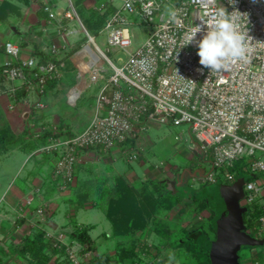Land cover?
<instances>
[{
	"label": "built area",
	"instance_id": "built-area-1",
	"mask_svg": "<svg viewBox=\"0 0 264 264\" xmlns=\"http://www.w3.org/2000/svg\"><path fill=\"white\" fill-rule=\"evenodd\" d=\"M67 1L70 10H58L54 0L43 1L42 9L59 36L79 31L68 27L70 20L77 19L82 28L80 32L86 36L81 49L90 45L89 51L79 54L89 72V82L83 83L85 71L79 67L78 82L67 92L68 103L76 105L88 85L102 80L104 85L96 96L94 115L84 130L71 135L58 128L51 130L52 134L39 148L40 152L55 156L52 177L59 188L66 190L74 183L78 165L85 161V153L92 148L109 150L120 145L126 157L128 155L127 158L133 161L138 154L129 150L126 142L135 139L137 143L147 130L148 121L175 125L188 123L195 149L212 164L208 172L198 169L200 174L195 177L199 181L218 183L223 174L226 179L223 183H234L238 175L233 168L240 160L245 161L241 169L244 174L260 173L256 179L245 180L240 203L249 208L259 206L263 210L258 218L260 237H257L263 238L264 0H236L235 9L229 0H217L218 6L225 7L229 13L238 10L244 15L241 24L252 37L247 59L237 61L227 71L219 73H212L199 64L196 41L202 38L206 27L197 33L196 41L182 45L187 29L202 24L201 5L206 0H106L96 4L99 14L105 16L100 31L106 33L107 42L114 49H121L127 55L126 59L119 57L117 62L105 53L95 35L85 27L73 1ZM171 5L179 9V22L175 24L167 23L165 10ZM138 23L151 30L146 41L133 49L134 26ZM3 49L6 57L0 65V81L19 82L11 89L13 95L19 90H24L28 96L34 94L30 106L36 112L45 109L47 104L41 98L49 89V82L59 79L62 67H65V61L57 57L58 43L50 41L42 45V55L55 56V59L44 61L40 56L24 57L21 44L10 40L3 44ZM110 70L112 72L107 75ZM38 191V187L33 188L24 197L19 206V217L24 216V205H34ZM35 212L39 221L45 220L44 203H40ZM1 217L0 214V220ZM45 237L53 247L63 249L72 264H89L95 256L88 243L72 236L67 240L65 232L47 229ZM142 246L138 245L137 252L146 256L149 253L146 249L143 251ZM149 250L150 253L153 251ZM252 263L264 264L260 260Z\"/></svg>",
	"mask_w": 264,
	"mask_h": 264
},
{
	"label": "rangeland",
	"instance_id": "rangeland-1",
	"mask_svg": "<svg viewBox=\"0 0 264 264\" xmlns=\"http://www.w3.org/2000/svg\"><path fill=\"white\" fill-rule=\"evenodd\" d=\"M34 1L37 2V0ZM38 1L43 4V1L46 0ZM54 1L57 2V8L60 11L71 9L67 0ZM72 1L83 24L95 35L97 43L105 53L115 62H117L119 57L126 59L127 55L125 52L121 49H114L107 42L106 33L100 31L102 25L98 24V21L101 14H99L100 12L95 8V5L106 0ZM46 23V26L51 25L48 21ZM69 23L68 27L70 29L79 31L68 36L66 33L60 36L57 34V37L54 35V39H52L58 43L59 53L57 57L61 61H66L67 66L65 68L62 67L61 77L42 96L41 99L47 104L45 111H41L42 116L29 119L33 131H37L36 129L41 127L42 123L45 126L47 125L48 129L52 127V131L62 128L68 123L77 128V130H83L80 128L89 124L94 115L96 96L104 85L103 80L85 87L76 105L68 104L66 94L70 88L77 84V75L80 68L85 71L83 72L85 74L83 83L89 82V72L82 66L84 63L80 55L75 57V54L86 43V36L80 32L82 28L77 19L70 20ZM5 26L9 27V24ZM51 26L54 27V25ZM150 30L142 23L134 26L133 49H136L146 41ZM2 31L4 32V28H2ZM52 31L53 33L58 32L56 28ZM23 34L24 36L27 35L26 33ZM7 39L21 44L14 29L10 30ZM7 39L5 37L3 41ZM72 49H76L75 52L71 53ZM26 53L27 51H25ZM3 60L4 55L0 51V64H2ZM111 72L110 70L107 75H110ZM73 76H76L74 85ZM32 99H35L34 94H32ZM30 112L31 109L27 105H24V108L23 105L18 108H5L0 102V131L3 132L8 129L10 132L22 135L28 123L27 116ZM147 126V130L140 136V141L142 142L140 147L132 148L127 145L129 150L136 151L138 154V158L133 161L127 158L129 157L128 155L126 157L123 146L120 145L114 146L109 150H104L101 147L92 148L89 152L90 156L84 159L93 162L92 164H87L90 169L89 175L86 176L87 173L85 174L84 172L85 176L80 179V190L76 193L73 191L75 194H69L71 195L68 198L69 202H73L71 208L61 205L52 220L58 224L59 228H62V219L64 217L65 219L67 218L66 212L74 209L75 211L72 212H75V219L78 222L83 221L95 226L91 230V235L94 239H97L94 246L100 253L108 249L117 250L121 244L132 246L138 240V245H143V251L148 248L153 251L146 256L139 255L140 260L137 261V264H147L148 262H153V264H209V252L203 246L202 240H198L199 243L195 239L189 240V235L191 231L200 227L209 238L216 236L215 230L211 226L214 225L215 219L219 216L221 204L224 201L218 185L226 182L225 176L221 174L218 183H203L195 177V173L191 174V170L194 172L196 166L200 167L204 172H208L211 170L212 164L195 149L196 146L194 145L190 124L175 125L173 123H161L156 120H150L147 122ZM24 138L22 140L27 139L26 136ZM22 140L20 139L17 143L19 145L14 151L9 150L7 153L3 152L0 155V198L4 195L5 189L10 183L17 185L20 175L25 170L26 162L31 158L32 152L36 148L35 143L29 144ZM45 155L52 157L49 154ZM84 162L82 161L79 166H84ZM49 166H52V163ZM145 170L151 171L149 178L144 181L145 183H149L151 180L155 182L164 181L166 183L164 189H178L174 193L176 197L167 193V198H178V201L173 204H170V200L164 203V206L150 216L146 225L132 229L133 232L128 234L126 238L121 239V237H117L112 233V224L104 211L110 210L109 199L115 194V189L121 185L118 177L115 178L114 176L117 171H135L138 175H142ZM198 174L196 176H199ZM128 181L127 184L129 186L137 188L139 184L138 189L144 187L139 180L135 184H133V180ZM192 195L197 197L198 200L204 199L208 203V210L196 208L198 200L193 204V199L190 198ZM262 203H264V198L261 200ZM80 206L83 207L79 208ZM253 208L254 206L251 207V210ZM210 211L212 212V217H209ZM249 215L250 211H248L247 217ZM258 230L259 223L258 220H255L249 232L255 237H260ZM205 234H202L200 239ZM120 241L121 243L118 246ZM198 244L204 247L203 249L208 253L197 247ZM156 252H158V255L153 257ZM157 256H160L159 258L164 262L158 261ZM239 257L241 264H253L252 262H255V260H260L264 263V245H243L239 251Z\"/></svg>",
	"mask_w": 264,
	"mask_h": 264
},
{
	"label": "crops",
	"instance_id": "crops-1",
	"mask_svg": "<svg viewBox=\"0 0 264 264\" xmlns=\"http://www.w3.org/2000/svg\"><path fill=\"white\" fill-rule=\"evenodd\" d=\"M3 1L5 0H0V4ZM7 1H11L19 7V10L21 11V16L11 14L5 21H0V51L3 52L4 59L6 57V54L3 50V44L8 40L7 38L10 34L11 29H14L15 33H17L18 40L20 43L27 42V45L23 47L22 54L24 57L32 56L35 45L38 47L39 51H41L42 45L49 44L50 41H53L52 39H54V35H56L57 37V33H53L52 31L55 30V28H51V26H46L48 15L42 9V4L38 0L37 2H35L34 0ZM7 24H9V27L5 26ZM2 28H4V32L2 31ZM23 33H26L27 35L24 36ZM5 37L7 40L3 41ZM25 51H27L26 54ZM66 66L67 63L65 61V67ZM18 83L19 82L12 81L0 82V102L5 108H18L20 107V105H23L24 108V105H27L32 111L33 107L30 106V103L33 101L32 95L28 96L26 92L25 94L21 95V90H19L16 95H13V93L11 92L12 87ZM41 111L44 112L45 110L43 109L37 112L34 110V115L32 116V118H38L42 116ZM87 126L88 124L84 125L80 129L84 130ZM30 128L34 133L31 134L33 136L28 135L26 136L27 139L22 141L29 144L35 143L36 148L32 152L33 154L31 153V158L28 160V162H26L27 164L24 166L25 170L20 175V180L17 185L10 183L6 187L4 195L0 198V214L2 215L0 220V264H72L67 259L64 250L53 247L50 240H48L45 236L43 239L47 242V246L44 249V252L47 256H38L37 252H31V248H27V242L29 241V239L35 238L40 231L45 232V230L47 229H51L56 232H65L68 235L67 240H69L72 236V234L70 233L73 232V230H75L78 225L83 228H88V232L91 236V240L93 241V243L97 241V239H94L91 235V230H93L95 226L93 224H87L83 221L78 222L77 219H75V212H72L75 211L74 209H71V211L66 212L67 218L65 219L64 217L62 219V228H59L58 224L52 220L61 205H65L71 208L73 202H69L70 200L68 198L71 196L69 194H73L74 192L76 193L80 190V179L83 178L86 173V176L89 175L88 173L90 172V169L89 167H87V164H92L93 162L85 160V162L83 163L84 166L78 165L76 179L74 183L71 184L66 190H61L57 181H54L52 177L54 166L56 163L55 156L52 155V157H50L39 151V148L43 144H45L48 136L51 134L52 127L48 129L47 125L45 126V124L42 123L41 127H38L36 129L37 131H33L31 124ZM58 129L70 135L82 131L77 130V128H75L73 125H70L69 123L65 124L62 128ZM46 134H48V136H46L47 138L44 137ZM139 141L140 139L137 141V143L135 142L133 146H130L140 147L142 145V142ZM18 145L19 144L17 143L13 144L4 152L7 153L9 150L14 151V149H16ZM85 156L87 159L90 156L89 152H86ZM50 163H52V166H49ZM48 166L50 167V170ZM150 173V170H145L142 175H138V173H136L135 171H117L114 177H122L127 182H129L128 180H133V184H135L136 181L139 180L140 184H143L144 181L149 178ZM139 186L140 185L138 184V187ZM36 187H38L39 189L38 194L35 196L36 202L32 207L24 205V216L19 217V206L22 200H24V197L29 192H31L33 188ZM40 203L45 204L46 215L44 221H39V216L35 212V208L39 206ZM81 207L83 206H80L79 208ZM73 222L77 223L74 224ZM113 231L114 230L112 225V233ZM120 243L121 241L118 243V246ZM93 251L94 255L100 254L103 256L111 257H114L116 253V250L114 249H108L107 251L100 253L98 252V249L95 246L93 248ZM149 251L148 253H150ZM156 255H158V252H156L153 257H155ZM159 257L157 256V260L160 259ZM159 261L162 263L164 262L161 259ZM93 262L94 260L92 259L89 264H93ZM125 264H128V262Z\"/></svg>",
	"mask_w": 264,
	"mask_h": 264
},
{
	"label": "trees",
	"instance_id": "trees-1",
	"mask_svg": "<svg viewBox=\"0 0 264 264\" xmlns=\"http://www.w3.org/2000/svg\"><path fill=\"white\" fill-rule=\"evenodd\" d=\"M11 14H15L18 16H21V11L19 10V7L12 3L11 1H3L0 4V21H5ZM44 16V15H42ZM105 16H100V19L98 21V24L102 25L104 21ZM41 20V19H40ZM39 20V21H40ZM41 22V21H40ZM40 24V23H37ZM27 45V42H21V46L24 47ZM76 50V49H75ZM74 49H72V52H75ZM32 56L38 57L40 56V59L42 61L54 58L52 54H46L42 55L41 51H39L38 47L35 45L33 49ZM74 83H76V76H73ZM55 81L49 82V87L54 85ZM21 95L25 94V91L21 90ZM19 94V95H20ZM18 95V94H17ZM34 115V109L29 113L27 122L29 123L31 118ZM25 127L23 130L22 135L17 134L16 132H10L7 130L0 131V154L3 153L7 148H9L11 145L18 143L20 139L22 140L25 136L34 134L30 128V123ZM64 133V132H63ZM52 134V133H51ZM50 134V135H51ZM48 136L46 134L44 137ZM47 138V137H46ZM135 139H129L127 140V145H134ZM245 161H238L235 163V166L233 170L237 172L238 178H244L245 180H253L260 176V173H256L253 175L244 174L242 172V166ZM118 180H120V187L115 189V194L110 197V210L106 211L107 217L110 219L112 225H113V234L117 237L126 238L128 234L133 232L132 229L139 228L143 225L147 224V221L149 220L150 216L155 213L160 207L164 206V203L169 202L170 204L175 203L178 201V198H167V193H170L171 195H175L174 193L178 191L172 190V189H164V185L166 184L163 182H155V181H149V183H143V188L138 189V187H132L127 184V181L122 178L118 177ZM150 184V185H149ZM129 187H128V186ZM142 185V184H141ZM176 188V187H175ZM166 190V192H165ZM176 197V195L174 196ZM193 199V204L197 202V197H194L193 195L190 197ZM196 208L203 210L208 208V203L203 199H199ZM208 210V209H207ZM250 215L247 217V213L244 215V221L247 226V231L250 230V228L254 225L255 220H258L259 216L263 213V210L259 206H255L252 210L250 207ZM209 217H212V212L210 211ZM212 229H214V225L211 226ZM88 228H79L78 226L76 229L72 232V237L88 243L89 249L93 250L94 243L91 240V236L88 232ZM205 231L201 229L200 227H197L195 230L191 231L190 238L195 239L196 241L201 240L200 236ZM252 234V233H251ZM253 235V234H252ZM45 232L40 231L35 238L29 239L27 242V248H31V252H37V255L41 256H47L45 255L44 249L47 246V242L44 241ZM188 240V239H186ZM185 240V241H186ZM187 242V241H186ZM199 243V241H198ZM137 246H138V240L134 245H126L121 244L115 253L114 257L111 256H103L100 254H97L94 256L93 260L96 264H137V261L140 260V256L137 252ZM197 247L203 249L201 245H197ZM148 252V249H146ZM205 251V249H203ZM207 252V251H205ZM208 253V252H207ZM36 256V257H38ZM209 264H211L210 256L208 258ZM136 262V263H135Z\"/></svg>",
	"mask_w": 264,
	"mask_h": 264
},
{
	"label": "clouds",
	"instance_id": "clouds-1",
	"mask_svg": "<svg viewBox=\"0 0 264 264\" xmlns=\"http://www.w3.org/2000/svg\"><path fill=\"white\" fill-rule=\"evenodd\" d=\"M255 2V0H254ZM235 9L236 0H229ZM201 25L190 26L183 36L182 45L196 41L197 33L206 27L201 39L196 41L199 64L210 71H227L237 61L247 59L252 37L241 24L245 19L238 10L229 13L225 7L218 6L217 0H206L201 5ZM167 23L179 22V9L174 5L166 7Z\"/></svg>",
	"mask_w": 264,
	"mask_h": 264
},
{
	"label": "water",
	"instance_id": "water-1",
	"mask_svg": "<svg viewBox=\"0 0 264 264\" xmlns=\"http://www.w3.org/2000/svg\"><path fill=\"white\" fill-rule=\"evenodd\" d=\"M244 183V178H238L232 184L218 185L224 201L214 221L216 239L212 240L206 234L201 239L212 264H241L239 251L243 245H264V237L258 239L247 231L244 215L250 208L240 203L244 197Z\"/></svg>",
	"mask_w": 264,
	"mask_h": 264
},
{
	"label": "bare ground",
	"instance_id": "bare-ground-1",
	"mask_svg": "<svg viewBox=\"0 0 264 264\" xmlns=\"http://www.w3.org/2000/svg\"><path fill=\"white\" fill-rule=\"evenodd\" d=\"M89 46H90V45H86L84 48H82L79 52H77V53L75 54V57H77L79 54H81V53L84 52L85 50L89 51ZM82 66H83L84 68H86V65H85V64H83ZM75 89L77 90V89H79V87H78V88L75 87Z\"/></svg>",
	"mask_w": 264,
	"mask_h": 264
},
{
	"label": "flooded vegetation",
	"instance_id": "flooded-vegetation-1",
	"mask_svg": "<svg viewBox=\"0 0 264 264\" xmlns=\"http://www.w3.org/2000/svg\"><path fill=\"white\" fill-rule=\"evenodd\" d=\"M194 168H195V167H194ZM198 169H201V168L196 166L195 170L198 171ZM195 170H194V171H195ZM193 173H195V172H193V171L191 170V174H193ZM198 173L200 174V170L197 172V174H198ZM210 239L214 240V239H216V236H215L214 238H210Z\"/></svg>",
	"mask_w": 264,
	"mask_h": 264
}]
</instances>
